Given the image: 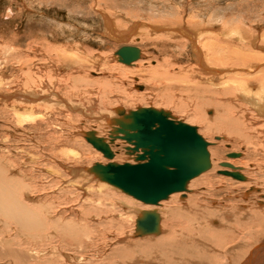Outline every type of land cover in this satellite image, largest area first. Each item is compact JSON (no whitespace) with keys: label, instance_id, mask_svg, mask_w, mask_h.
<instances>
[{"label":"rangeland","instance_id":"1","mask_svg":"<svg viewBox=\"0 0 264 264\" xmlns=\"http://www.w3.org/2000/svg\"><path fill=\"white\" fill-rule=\"evenodd\" d=\"M103 16L113 22L117 37L106 34ZM190 36H195L209 70L199 66ZM238 38L244 43L256 41L252 46L255 51H260L256 45L264 46V0H0V264H171L165 258L166 251L154 249L153 245L170 238L169 228L174 221L170 210L181 206L190 193L195 198L192 205L213 209L218 215L210 220L202 218L203 233L201 237L195 235L199 241L195 251L200 255L195 252L189 262L178 257L175 263L245 262L264 241V223L246 226L247 229L232 228L231 234H224L229 228L226 222H233L242 206L250 211L261 199L264 202V120L251 111L237 117L238 133L216 129L201 115L217 116L215 106H205L202 89L191 88L183 80L192 69L216 77L227 67L207 59L205 52L219 43L227 51L232 47L241 49L242 43L235 40ZM126 45L141 49L139 60L128 65L115 55ZM59 59H67L70 66ZM56 65L61 69L56 70ZM228 70L223 73L229 76H219L224 77L220 81L236 76ZM167 71L175 78L165 76ZM69 72L74 77L66 81L63 77ZM48 75L53 82L47 80ZM28 78L35 84L29 87L38 93L33 95L44 96L61 88L52 95L58 107L45 97L34 99L33 95L32 102L41 101L36 109L20 106L17 91H22L19 88L23 83L30 82ZM95 78L108 79L111 86L93 84ZM172 93L174 97L169 96ZM80 101H86L91 110L96 106L97 116ZM66 102L73 108H67ZM118 106H123L126 113L139 107L171 111L177 120L196 125L210 142L215 167L192 179L191 191L187 190L185 197H181L184 193H176L152 205L160 212V235H138L137 209H147L146 204L107 182L100 184L94 175L82 171L96 163H136L139 152L128 151L132 145L114 133L117 125L112 119L120 117L114 110ZM209 109H214L215 114L213 111L211 115ZM102 114L112 117L108 121ZM252 120L256 122L251 124ZM91 129L115 151L114 158L97 157V150L84 135ZM241 132L251 134V139H240ZM231 152L241 155L228 157ZM228 161L242 166L248 180L221 173L225 170L221 163ZM251 185L259 190L242 197ZM14 214L18 220L12 217ZM208 220L223 233L211 234Z\"/></svg>","mask_w":264,"mask_h":264},{"label":"bare ground","instance_id":"2","mask_svg":"<svg viewBox=\"0 0 264 264\" xmlns=\"http://www.w3.org/2000/svg\"><path fill=\"white\" fill-rule=\"evenodd\" d=\"M105 21V29L107 30L106 34H109L110 36H113V37H117V35L115 34V32L117 31H113L115 30L113 28V22L107 18L106 16H103ZM154 22V21H153ZM182 22V21H181ZM136 24V23H135ZM198 24V23H197ZM201 24V22H200ZM169 25V24H168ZM157 26V25H156ZM180 26H182L180 24ZM189 26V25H188ZM202 26V24H201ZM151 27V25H150ZM200 27V26H199ZM203 27V26H202ZM212 27V26H211ZM210 27V28H211ZM151 28H154V27H151ZM192 28V27H191ZM196 28V27H195ZM204 28V27H203ZM156 29V28H154ZM159 29V28H158ZM196 29H199V28H196ZM116 30H117V27H116ZM180 30V29H179ZM200 30V29H199ZM160 31V30H159ZM219 31V30H217ZM228 31V30H227ZM132 32V31H131ZM164 32V31H163ZM207 32V31H206ZM209 32V31H208ZM226 32V31H225ZM224 32V33H225ZM118 33V32H117ZM169 33V32H167ZM216 33V32H215ZM214 33L213 31V37L214 35L216 36V34ZM166 35V33H164ZM163 34V35H164ZM201 34V33H200ZM125 35V34H124ZM127 35V33H126ZM197 35V34H196ZM195 35V36H196ZM219 35V34H218ZM223 35V34H222ZM232 35V34H231ZM119 36V34H118ZM180 36V35H179ZM195 36H190V40H191V43H192V46H193V55L195 56L196 60L198 61L199 63V66L202 67V68H207L209 70L208 67H206V63H204V60L202 59V56H203V52L201 50V48L198 46L197 44V41L195 39ZM198 36V35H197ZM196 36V37H197ZM208 36L209 38V35H206ZM219 37V36H218ZM226 37V36H225ZM119 38H123V36H119ZM203 38V37H202ZM201 38V39H202ZM207 38V37H206ZM228 38V37H227ZM226 38V39H227ZM231 38V37H230ZM173 39V38H172ZM175 39V38H174ZM185 39V38H184ZM187 39V38H186ZM218 38L215 37V40L217 41ZM225 39V38H224ZM248 39V38H247ZM233 40V38H232ZM237 40L238 42H241L242 45L241 46V49H236V47H232V49L228 48V51L226 49H221L222 46H219V45H214L212 44L213 46L209 47L205 52V55H208L206 58L208 59H213L212 61H217L218 63H220V65L222 66H226L227 68L223 69L226 70V69H229L231 71H234L236 73V76H231V78L229 80H222L220 81V78L222 77H219V76H227L225 73H223L222 70H220V72L217 73L216 77H214L212 74H201L199 72H197L195 69V71L192 69L191 70V73L187 72V76L186 78L184 77V81L185 79L187 80V83L188 84H191L190 86H192L191 88H199V89H202V91L205 93V99H204V102H205V106H210L212 107L211 105L215 106V108L217 109V116L215 117H210L209 115H203L201 114L206 120L208 119L209 121H212L214 124V128L216 129H220V128H223L225 129L226 131H230L232 130V132H239V129L238 128V125H239V122L240 120L237 119V117H241V116H246L249 114V112L251 111H254V113L256 115L259 116V118H262V120H264V46H258L256 45L260 51H255L252 49V46H254L253 44L256 42H253L252 40H249L247 43H244L242 42V39H235ZM189 41V40H188ZM203 41V40H202ZM229 41V40H228ZM177 42V41H176ZM200 39H199V43H200ZM204 42V41H203ZM209 42H214V41H209ZM230 42V41H229ZM236 42V41H235ZM190 43V44H191ZM215 43V42H214ZM221 43H224L223 41ZM226 43V42H225ZM244 43V44H243ZM257 43V42H256ZM189 44V45H190ZM203 45V43H201ZM232 44V43H231ZM249 44V45H248ZM205 45V44H204ZM226 45V44H225ZM236 45V44H235ZM237 45V47L239 46ZM206 46V45H205ZM233 46V44H232ZM239 46V47H240ZM208 47V45H207ZM227 47V45L225 46ZM189 48V47H188ZM221 49V50H220ZM235 49V50H234ZM57 52V51H56ZM207 53V54H206ZM192 56V54H191ZM193 56V57H194ZM141 57V56H140ZM194 58V59H195ZM167 59V58H166ZM62 63L65 61H67L66 65L69 64V61L67 59H59ZM58 60V61H59ZM139 60V59H137ZM137 60H135L134 62H136ZM208 61V60H207ZM94 62V61H93ZM99 62V61H98ZM97 62V63H98ZM132 62V63H134ZM61 63V64H62ZM100 63V62H99ZM131 63V64H132ZM165 63V62H164ZM213 63V62H212ZM216 63V64H218ZM73 64V63H72ZM108 64V62H107ZM142 64V63H141ZM162 64V63H161ZM168 64V63H167ZM171 64V63H170ZM163 65V64H162ZM169 65V64H168ZM213 65V64H211ZM67 66H70V65H67ZM119 66V65H118ZM165 66V65H164ZM173 66V65H172ZM221 66V67H222ZM55 66L53 67H50L49 69H52L54 68ZM65 67V66H64ZM105 67V66H104ZM142 67V66H141ZM185 67V66H184ZM89 68V67H88ZM199 68V67H198ZM213 68V67H212ZM224 68V67H222ZM57 69H61V67L57 66L56 65V70ZM171 69V68H170ZM206 69V70H207ZM216 69V68H215ZM63 70V69H62ZM65 70V69H64ZM187 70V69H186ZM202 70V69H201ZM207 70V71H208ZM228 70V72H229ZM40 71V70H39ZM190 71V70H189ZM203 71V70H202ZM205 71V70H204ZM214 71V70H213ZM218 71V70H217ZM52 72V71H51ZM58 72V71H56ZM73 72V71H72ZM72 72H69L67 73L66 75H64L66 79V81L71 78V76H73V73ZM163 72V70H162ZM133 73V72H132ZM183 73V72H181ZM185 73V72H184ZM209 73V72H208ZM60 74V73H59ZM152 74V73H151ZM57 75V74H56ZM215 75V74H214ZM235 75V74H234ZM29 76V75H28ZM27 76V77H28ZM32 76V75H31ZM165 76H173V74H170L168 71L166 72ZM175 76V75H174ZM173 76V77H174ZM229 76V75H228ZM227 76V77H228ZM54 77V76H53ZM74 77V76H73ZM200 77V78H198ZM224 77L222 79H224ZM236 77H239L236 78ZM175 78V77H174ZM72 79V78H71ZM153 79V78H152ZM164 79V78H163ZM166 79V78H165ZM195 79V80H194ZM47 80L48 81H51L53 82L54 81V78H52V76L48 75L47 76ZM45 80V81H47ZM58 80V79H57ZM27 81H30V82H26V83H23V88H19L21 89L22 91H17V92H20V97H17V98H20L19 100H22L21 103H19L20 106L22 107H32L34 109L35 108V105H38V103H41L40 102H32V100H30L32 98V95L34 94V92L36 91V89L34 88H30L29 86L30 85H33L32 84V79L28 78ZM45 81L43 82L45 84ZM64 81V80H63ZM71 81V80H70ZM76 81V80H75ZM89 81V80H88ZM87 81V82H88ZM110 80L108 79H102V81H100L99 78H95L93 80V84H96V83H102L103 85H110L111 86V82H109ZM56 82V81H55ZM186 83V84H187ZM207 83V84H206ZM38 83L36 82V85ZM42 84V83H39V85ZM50 84V83H48ZM172 84V83H171ZM178 84V83H177ZM38 85V86H39ZM47 85V83H46ZM45 85V87H46ZM22 86V85H21ZM35 86V84L33 85ZM42 86V85H41ZM48 86V85H47ZM53 86V85H52ZM69 86V85H68ZM106 86V87H107ZM136 86V85H135ZM141 86V85H140ZM139 85L137 86L138 88H141ZM166 86V85H165ZM40 87V86H39ZM55 87V85H54ZM109 87V86H108ZM158 87V86H157ZM180 87V86H179ZM43 88V87H42ZM41 88V89H42ZM144 88V86H143ZM177 88V87H176ZM40 89V88H38ZM37 89V90H38ZM44 89V88H43ZM83 89V88H82ZM102 89V88H101ZM169 89V88H168ZM171 89V88H170ZM31 90V91H30ZM33 90V91H32ZM48 90V89H47ZM55 90V89H54ZM54 90H50V92L48 93H45L44 96H38L37 93L36 95H33L35 97H33L34 99L37 97L38 99H40V97H42V99L45 97V99H48L49 103L53 106H57L56 103H55V100L54 98L52 97L53 94V91ZM57 90H62L61 88L57 89ZM55 90L54 93L56 94L58 91ZM109 90V88H108ZM155 91V90H154ZM159 91H160V88H159ZM176 91V90H175ZM180 91V90H179ZM190 91V90H189ZM45 92V91H43ZM163 92V91H162ZM172 92V91H170ZM194 92V91H193ZM197 92V91H196ZM200 92V91H199ZM166 94H168L167 92H165ZM174 93V92H173ZM172 93V94H173ZM176 93V92H175ZM158 94V93H157ZM169 94V96L171 95L172 97H174V94ZM12 95V94H11ZM41 95V93H40ZM202 95V94H201ZM16 96V95H13V97ZM65 96V95H64ZM108 96V95H107ZM169 96H165L166 99L168 98H171ZM200 96V94H199ZM198 96V97H199ZM2 97V96H1ZM10 97V96H9ZM68 97V96H67ZM106 97V96H105ZM201 97V96H200ZM4 98V97H3ZM32 98V99H33ZM66 98V97H65ZM69 100L72 101L73 99L69 96ZM203 98V97H201ZM200 98V99H201ZM11 98H9L10 100ZM15 99V98H14ZM52 99V100H51ZM58 99V98H57ZM194 99V98H193ZM5 100V99H3ZM27 100H29L30 102H28ZM80 100V99H79ZM103 100V99H102ZM126 100V99H125ZM172 100V99H171ZM7 101V100H6ZM15 101V100H13ZM27 101V102H26ZM77 101V100H76ZM104 101V100H103ZM43 102V101H42ZM45 102V101H44ZM74 102V101H73ZM81 102V101H80ZM187 102V101H186ZM185 102V103H186ZM190 102V101H189ZM197 102V101H196ZM202 102V101H201ZM11 103V102H10ZM15 103V102H13ZM61 103V101H60ZM82 106L85 107L87 106L88 108V103H86V101H82ZM45 104V103H44ZM78 104V103H77ZM98 104V103H97ZM204 104V103H203ZM17 105V104H16ZM93 105V104H92ZM95 105V104H94ZM104 105V104H103ZM103 105H101L103 107ZM180 105V104H179ZM39 106V105H38ZM50 107V106H49ZM66 107L67 108H73L72 104L69 103V102H66ZM78 107V106H77ZM118 107H123V106H118ZM118 107H115L114 110L116 111V109ZM62 108V107H61ZM124 108V107H123ZM150 108V107H148ZM90 110V112L92 114H98L99 113V109L96 108V106H92V109L91 110L90 108H88ZM253 109V110H252ZM137 110V109H136ZM208 110V109H207ZM196 111V110H195ZM213 111H214V114H215V110L214 109H209V113H211V115L213 114ZM199 112V111H198ZM86 113V112H85ZM116 114L118 115L117 111H116ZM97 116V115H96ZM102 117L106 118V120L109 121V117H112V116H109V115H101ZM217 119V124H215V120ZM95 119V118H94ZM255 119V118H254ZM257 119V118H256ZM220 121H222L221 123H218ZM242 120V119H241ZM93 121V120H92ZM238 121V122H237ZM245 121V120H243ZM253 121V120H252ZM256 120H254L251 124L255 123ZM204 123H207L206 121H204ZM245 123V122H244ZM243 123V124H244ZM189 124V123H188ZM193 125V124H191ZM247 126V125H246ZM251 126V125H250ZM237 130V131H236ZM92 129L89 132H91ZM199 131V130H198ZM93 134L95 135V131H92ZM200 133V132H199ZM201 134V133H200ZM231 134V133H229ZM234 134V133H233ZM84 135L86 136L85 139H87V135H89V137H91L92 133L91 134H87V133H84ZM202 135V134H201ZM237 135V134H236ZM96 136V135H95ZM203 136V135H202ZM238 136L241 138H244V137H247L249 136V138L251 139V134H245L243 132H241V134H238ZM88 137V138H89ZM93 137V136H92ZM204 137V136H203ZM205 138V137H204ZM122 139V138H121ZM247 139V138H246ZM124 140V139H122ZM88 141V140H87ZM126 141V140H125ZM90 144H92L90 141H88ZM107 142V141H106ZM127 142V141H126ZM128 143V142H127ZM130 145H132L131 147L128 146L127 147V150L133 151V148L135 147L134 144H131V143H128ZM92 146L97 150L96 151V155L97 157L101 158V159H109V157H107L103 151L97 149L93 144ZM110 146V145H109ZM111 147V146H110ZM112 149V148H111ZM113 151V149H112ZM210 151V150H209ZM136 152H141V150L139 151H136ZM138 153V154H139ZM237 153V152H236ZM137 154V156H138ZM211 154V153H210ZM136 156V158H137ZM115 157V151H113V156L111 158H114ZM239 157V156H238ZM110 158V159H111ZM236 158V157H235ZM213 162L212 159H211V168H213ZM245 162V161H244ZM112 163V162H110ZM116 163V162H114ZM126 163V162H125ZM130 163V162H128ZM137 163V161H136ZM136 163H131V164H136ZM224 163V162H223ZM227 163L231 164L234 166L233 167H228V166H223V168H225V170H221V173L225 174V175H228V176H231L230 175L232 172L234 171H238L239 173H241L243 176H244V181L248 180V176L246 178V174H244L242 171H241V168L242 166L240 165H237L235 163H233V161H228ZM97 164V163H96ZM101 164V163H99ZM109 164V163H107ZM107 164H103V165H107ZM124 164V163H122ZM246 164V163H245ZM250 163H248L249 165ZM247 165V166H248ZM215 167V166H214ZM253 167V166H251ZM89 168V167H87ZM210 168V169H211ZM249 168V167H248ZM252 169V168H251ZM81 170V169H80ZM82 171H85L87 172L90 176L94 175L92 173H90L88 170L84 169ZM241 171V172H240ZM206 173V172H205ZM203 174V173H202ZM95 179L97 182H99L100 184L104 185L101 180H99L95 175H94ZM212 179V177H210ZM234 178V177H233ZM207 179V178H205ZM194 180V179H193ZM192 181V180H191ZM191 181L189 182V184L187 185V190H190V183ZM201 181V180H200ZM261 189V188H260ZM187 190L186 191H183V192H176V193H184L182 194V198L185 197L187 195ZM253 190H259L258 187L254 186V185H251L249 189H247L246 192H243V195L242 197H245L247 198L248 197V194L253 191ZM123 191V190H122ZM191 191V190H190ZM124 192V191H123ZM126 193V192H124ZM176 193H173L171 194L167 199H169L172 195L176 194ZM11 194V193H10ZM9 194V195H10ZM24 194V193H23ZM128 194V193H126ZM15 195V194H14ZM130 195V194H128ZM190 196L188 197L187 200L185 201H181V206H178L176 209H171L170 210V214H171V217L174 221L173 224L170 225V233H171V236L170 238L168 237H165L163 238L162 236V240L158 241V242H155V244L153 245L154 249H158L159 247L166 251V255H165V258H167V262L169 261L171 264H176L174 259L175 258H178V257H182V258H185L186 261L189 262V260H192L191 257H195L196 256V253L197 251H195V249L197 248L198 249V245H199V241L197 238H195V235H199L201 237L202 233H203V229L202 226L203 224H201L202 222V218L203 217H208L209 220L210 218H215L216 215H218L217 211L211 209V210H203L200 206L196 205V204H193L192 205V201L195 200L194 198V194L190 193L189 194ZM132 196V195H130ZM30 197V196H29ZM133 197V196H132ZM135 198V197H134ZM137 199V198H136ZM40 200V199H39ZM139 200V199H138ZM166 200V199H165ZM178 200V199H177ZM262 200V199H261ZM258 202L256 205L252 206V210L249 211V209L244 205L242 206V212L237 215L234 219H233V222H226L227 226L229 228H227V230H225V234L226 235L227 233H230V231H232L234 228H243V229H247L246 226L248 227L249 225H253V224H259V223H264V202L261 201ZM141 201V200H140ZM163 201V200H162ZM259 201V200H258ZM143 202V201H142ZM161 202V201H160ZM159 202V203H160ZM248 202V201H247ZM16 203V202H15ZM49 203V201H48ZM144 204H146V208L145 210H138L137 209V220H136V223L137 221L143 216V214H146L147 212H157L158 215H160V212H158V210L156 211V209L153 208L152 205H156V204H150V203H145L143 202ZM259 204V206H258ZM242 205V204H241ZM11 206V205H10ZM48 206V205H47ZM21 207V206H20ZM25 208V207H24ZM255 209V210H254ZM22 210V208L20 209ZM23 211V210H22ZM18 212V211H17ZM48 212V211H47ZM252 214V216H250V213ZM246 214L248 215V218L246 216ZM28 215V214H27ZM22 216V215H21ZM20 216V217H21ZM245 218L246 222H244L243 220V217ZM12 217L16 220H18L16 214L12 215ZM29 217V216H28ZM27 217V218H28ZM168 219V218H167ZM249 219V220H248ZM257 219V220H256ZM22 220V219H20ZM170 220V219H169ZM208 220V223H209V228H210V232L211 234H216V235H219V233H223V231L219 232L217 231V228L212 226L211 225V222H209ZM253 220H256V221H253ZM219 221V220H218ZM21 222V221H20ZM179 222V223H177ZM214 222V221H213ZM212 222V223H213ZM231 223V224H229ZM223 224V223H221ZM226 224H224V226H226ZM202 225V226H201ZM226 226V227H227ZM70 227V226H69ZM136 227H137V224H136ZM208 228V227H207ZM233 228V229H232ZM238 228V229H239ZM77 229V228H75ZM178 229V230H177ZM180 229V230H179ZM71 231H73L72 229H70ZM162 225L160 223V229L158 231H156V233H148V234H145V235H140L139 237H150V236H156V235H160V233L162 232ZM234 231V230H233ZM232 231V232H233ZM74 234H75V231H74ZM77 234V233H76ZM243 234H246L243 233ZM248 234V233H247ZM72 236V234H70ZM221 235V234H220ZM228 235V234H227ZM214 236V235H213ZM223 236V235H222ZM247 236V235H246ZM137 237V238H139ZM216 237V236H215ZM230 237V236H228ZM248 237V236H247ZM157 238V237H155ZM219 238V237H218ZM216 237V239H218ZM151 239V238H150ZM160 239V238H159ZM226 239V238H224ZM242 239V238H241ZM158 240V238H157ZM213 239H211V242ZM219 240V239H218ZM217 240V241H218ZM243 240V239H242ZM254 241V240H253ZM216 242V241H215ZM219 242V241H218ZM217 242V243H218ZM216 243V244H217ZM221 243V242H220ZM219 243V245H220ZM225 243V242H224ZM213 243V245H216ZM217 247V246H215ZM219 247V246H218ZM222 247V246H221ZM243 247V246H242ZM252 247V246H251ZM159 248V249H160ZM220 248V247H219ZM224 248V247H222ZM221 249V248H220ZM224 250V249H223ZM231 249H228L227 248V251H229ZM234 250V249H233ZM154 251V250H153ZM232 251V250H231ZM250 251V250H248ZM230 252V251H229ZM226 254V253H225ZM228 254V253H227ZM197 255H200L198 252H197ZM230 255V254H229ZM232 255V254H231ZM248 255V254H247ZM246 255V256H247ZM226 256V255H225ZM232 257V256H231ZM247 258V257H246ZM189 259V260H188ZM235 259V258H234ZM244 260V259H243ZM184 262V261H182ZM242 262V261H241ZM241 264H264V241L261 242L257 248H254L250 253H249V256L247 258V260L245 262H242Z\"/></svg>","mask_w":264,"mask_h":264},{"label":"water","instance_id":"3","mask_svg":"<svg viewBox=\"0 0 264 264\" xmlns=\"http://www.w3.org/2000/svg\"><path fill=\"white\" fill-rule=\"evenodd\" d=\"M115 55H118L120 62L128 65L140 58L141 49L126 45L117 50ZM116 111L120 117L112 119L117 125L114 133L134 144L133 151L141 150L142 153L135 158L136 164L97 163L85 168L99 180L145 203L158 204L173 193L186 191L192 179L211 168L210 142L199 133L196 125L177 120L171 111L165 109L139 107L126 113L123 107H118ZM91 133V137L87 135V140L111 158L113 151L109 144L105 139L97 138L92 131L87 132ZM240 155L231 152L228 157ZM221 165L234 168L227 162ZM230 175L244 179L238 171ZM159 229L160 216L157 212H147L137 221L139 236L156 233Z\"/></svg>","mask_w":264,"mask_h":264}]
</instances>
